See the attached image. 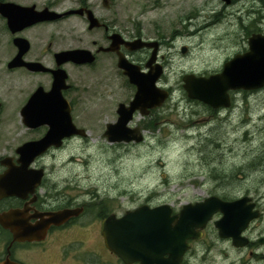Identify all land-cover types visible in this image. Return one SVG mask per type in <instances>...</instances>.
Here are the masks:
<instances>
[{
    "label": "flooded vegetation",
    "instance_id": "flooded-vegetation-1",
    "mask_svg": "<svg viewBox=\"0 0 264 264\" xmlns=\"http://www.w3.org/2000/svg\"><path fill=\"white\" fill-rule=\"evenodd\" d=\"M40 1L21 4L0 0L32 7L30 15L35 20L13 32L7 19L0 15V263L9 260L18 264H127L105 246L101 233L104 218L110 214L119 218L127 209L120 213L101 203H91L98 194L93 192L88 198L86 167L83 172H77L72 165L77 164L73 160L78 158L57 156L77 140L86 141L87 135L63 137L57 146H51L50 138L49 147L35 156L23 157L18 149L51 132V89L58 71H63L60 73L65 76L60 81L63 84L60 93L70 106L71 123L87 133L88 115L78 108L86 93L83 78L98 83L97 93L102 100L117 94L115 84L123 76L133 92L132 99L136 89L119 68V56L147 72L151 69L147 62L153 47L131 50L132 43L138 39L156 41L157 57L151 67L161 65V79L178 34L152 38L121 26L118 0ZM235 2L230 0L231 4ZM51 12L62 16L51 19ZM18 39L26 43L20 44ZM74 50L88 51L93 61L80 64L56 57L60 52ZM168 91L167 101L162 107L151 109L143 116H147L145 119H151L172 99L171 90ZM255 91L230 90L227 107L213 108L199 100L195 103L208 110L206 117L217 118L222 110L231 112L234 107H240L236 96L245 98ZM33 95L36 96L31 99ZM119 104L115 108L117 117ZM137 115L141 114L135 112L133 120ZM112 120L104 117L99 120L102 135L107 125L114 123ZM136 127L143 131L142 125ZM239 167L243 181L240 193L232 197L217 196L227 201L242 199V210L245 216L251 215L250 220L236 238L222 236L216 225L222 214L214 213L200 229V235L187 240L180 264H216L218 258L228 264H264V151L251 154L250 161H243ZM65 210L71 211L69 217L60 224H51V213ZM88 235H93L95 242L98 240L101 251L85 246L83 236ZM167 258V253L162 255V259Z\"/></svg>",
    "mask_w": 264,
    "mask_h": 264
},
{
    "label": "rangeland",
    "instance_id": "rangeland-1",
    "mask_svg": "<svg viewBox=\"0 0 264 264\" xmlns=\"http://www.w3.org/2000/svg\"><path fill=\"white\" fill-rule=\"evenodd\" d=\"M116 7L119 24L145 37L178 34L165 76L157 82L171 90L172 99L151 119L137 115L129 123L142 125V142L111 144L98 122L103 117L115 122L116 104L129 101L133 92L119 76L117 94L101 100L98 83L83 78L86 93L78 108L88 115L87 139L57 156L78 158L72 166L77 172L86 167L88 198L98 194L91 203L120 213L142 204H169L178 212L213 194L236 196L243 188L239 165L264 151V86L254 95L236 96L240 107L209 118L206 108L187 97L182 77L218 73L227 60L247 50L251 33L264 32V0H118ZM83 237L85 246L101 251L93 235Z\"/></svg>",
    "mask_w": 264,
    "mask_h": 264
},
{
    "label": "water",
    "instance_id": "water-1",
    "mask_svg": "<svg viewBox=\"0 0 264 264\" xmlns=\"http://www.w3.org/2000/svg\"><path fill=\"white\" fill-rule=\"evenodd\" d=\"M229 4L230 0H222ZM32 7H23L13 2H0V15L7 19V25L15 32L35 22L30 15ZM62 14L51 12V19L60 18ZM20 44L24 39L17 40ZM248 50L237 53L227 60L220 72L208 76H196L192 73L182 77L183 89L191 100H199L213 108L229 105L230 90H256L264 86V32L252 33L248 37ZM142 47H153L147 62L151 69L147 72L140 70L138 65L129 62L124 56H119L118 66L123 70L130 84L135 86V93L129 104L120 103L117 108L118 117L114 123L107 125L104 131L109 143H139L143 135L138 127L128 126L138 111L148 115L149 111L160 107L169 97L166 89L157 86L162 75L161 65L151 64L157 57L156 41L135 40L131 50ZM185 50H182L184 52ZM57 59H71L77 63H91L93 58L88 51H63L56 55ZM60 72L55 75L51 89V132L35 142L27 143L18 149L21 156H35L43 153L50 145H59L63 137L72 135L86 136L84 130H78L69 115L70 106L60 93L65 76ZM61 75V77H58ZM36 95H33L35 97ZM56 120V121H52ZM61 120V121H58ZM242 199L232 201L222 200L211 195L202 201L188 203L174 215L169 204L149 207L143 204L133 210L126 211L117 218L110 214L103 219L101 233L105 246L119 256L125 263L140 262L141 264H180L186 250L187 240L197 238L200 229L220 212L222 217L216 223L222 236L236 238L251 215L245 216L242 210ZM70 210L51 213V224H60L70 215ZM167 259H162L163 254ZM0 264H18L9 260Z\"/></svg>",
    "mask_w": 264,
    "mask_h": 264
},
{
    "label": "clouds",
    "instance_id": "clouds-1",
    "mask_svg": "<svg viewBox=\"0 0 264 264\" xmlns=\"http://www.w3.org/2000/svg\"><path fill=\"white\" fill-rule=\"evenodd\" d=\"M216 264H228V262L227 261H224L221 258H218Z\"/></svg>",
    "mask_w": 264,
    "mask_h": 264
},
{
    "label": "trees",
    "instance_id": "trees-1",
    "mask_svg": "<svg viewBox=\"0 0 264 264\" xmlns=\"http://www.w3.org/2000/svg\"><path fill=\"white\" fill-rule=\"evenodd\" d=\"M155 116V115H154Z\"/></svg>",
    "mask_w": 264,
    "mask_h": 264
}]
</instances>
